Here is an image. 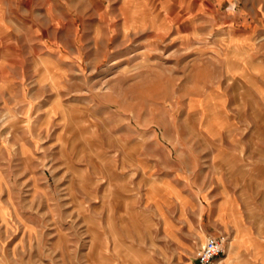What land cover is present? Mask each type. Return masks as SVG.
I'll list each match as a JSON object with an SVG mask.
<instances>
[{
    "label": "rangeland",
    "instance_id": "1",
    "mask_svg": "<svg viewBox=\"0 0 264 264\" xmlns=\"http://www.w3.org/2000/svg\"><path fill=\"white\" fill-rule=\"evenodd\" d=\"M234 228L264 254V0H0V264H216Z\"/></svg>",
    "mask_w": 264,
    "mask_h": 264
},
{
    "label": "crops",
    "instance_id": "2",
    "mask_svg": "<svg viewBox=\"0 0 264 264\" xmlns=\"http://www.w3.org/2000/svg\"><path fill=\"white\" fill-rule=\"evenodd\" d=\"M220 186L217 187L216 189V196H225V195H235L229 188H227L225 185L218 184ZM199 192H201L199 190ZM202 195V194H201ZM178 198H182V196H179ZM233 228V227H232ZM234 237H233V242L235 243V246L237 249H239V252H245V254L241 255L240 257H226L223 259V261L218 260L216 264H264V254L262 253L263 248L260 247L261 244L258 246L256 245L257 242H252L253 236L252 232H246V230H239L235 229L233 230ZM255 234V239L256 241L259 242L260 236H256ZM258 239V240H257ZM233 249H230V252H232ZM252 254L247 255V254Z\"/></svg>",
    "mask_w": 264,
    "mask_h": 264
},
{
    "label": "built area",
    "instance_id": "3",
    "mask_svg": "<svg viewBox=\"0 0 264 264\" xmlns=\"http://www.w3.org/2000/svg\"><path fill=\"white\" fill-rule=\"evenodd\" d=\"M227 236L210 235L205 243L198 249L195 264H214L225 253Z\"/></svg>",
    "mask_w": 264,
    "mask_h": 264
}]
</instances>
